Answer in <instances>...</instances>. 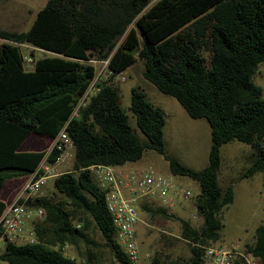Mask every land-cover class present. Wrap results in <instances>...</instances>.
Returning a JSON list of instances; mask_svg holds the SVG:
<instances>
[{
	"label": "trees",
	"instance_id": "trees-1",
	"mask_svg": "<svg viewBox=\"0 0 264 264\" xmlns=\"http://www.w3.org/2000/svg\"><path fill=\"white\" fill-rule=\"evenodd\" d=\"M92 52L96 59L109 57L112 74L96 78ZM137 58L147 81L190 117L209 123L211 146L202 169L166 153L165 116L136 87L129 109L146 139L131 128L112 79ZM261 64L264 0H47L26 30L0 28V188L34 172L45 156L49 163L59 156L56 147L19 150L31 133L53 139L64 128L74 145L72 167L53 178L60 198L26 201L46 212L33 225L37 241L7 242L1 258L7 264H133L115 238L105 192L86 167L136 162L150 149L164 155L171 174L199 183L195 206L202 224L195 227L148 201L140 203V214L179 221L190 253L170 264H203L205 247L220 239L221 211L234 201L233 185L219 180L221 146L239 140L253 149L243 177L264 171V97L254 81ZM8 202L0 199V215ZM65 244L76 256L56 248ZM245 251L264 264V221Z\"/></svg>",
	"mask_w": 264,
	"mask_h": 264
},
{
	"label": "rangeland",
	"instance_id": "rangeland-1",
	"mask_svg": "<svg viewBox=\"0 0 264 264\" xmlns=\"http://www.w3.org/2000/svg\"><path fill=\"white\" fill-rule=\"evenodd\" d=\"M154 1V0H152ZM47 0H0V28L8 30H26L37 10L46 4ZM26 52V63L32 66L33 60ZM35 55L42 51L35 50ZM90 57L98 70L102 65L97 62V53ZM143 62L137 60L123 71L122 75L113 77L112 83L118 88L120 104L128 115V122L141 140L146 136L135 123L129 109L132 88H140L146 98L159 107L165 116L163 128L166 153L180 163L193 168L202 169L208 163V153L211 146V127L205 118L190 117L180 103L172 96L158 90L143 76ZM103 70L99 77H107ZM123 77V78H122ZM254 81L262 89L264 97V65H259ZM50 145L47 147L50 148ZM264 144V141H263ZM221 166L219 180L223 187L231 184L234 188V201L221 211L223 227L220 239L211 246H236L243 250L254 240L255 228L264 221V171L251 177H243L245 169L254 158L253 149L239 140H232L221 146ZM71 164L60 168L70 169ZM125 167L152 168L162 174H170L169 165L163 154L147 149L143 157ZM19 178V177H17ZM53 178L44 185L43 195L60 198L53 187ZM176 180L190 189V196L180 204L168 207V211L189 220L195 227L202 224V217L197 214L195 199L200 191L199 183L188 176H176ZM17 192H15V197ZM154 205V203H152ZM143 222L136 225L137 240L141 255V264H170L171 261L187 258L190 251L188 244L180 237V223L175 219L161 216H150L141 212ZM40 221V220H37ZM100 242L98 234L93 235ZM70 252L76 256L71 245Z\"/></svg>",
	"mask_w": 264,
	"mask_h": 264
},
{
	"label": "built area",
	"instance_id": "built-area-1",
	"mask_svg": "<svg viewBox=\"0 0 264 264\" xmlns=\"http://www.w3.org/2000/svg\"><path fill=\"white\" fill-rule=\"evenodd\" d=\"M91 61H93L91 59ZM109 57L97 60L102 67L96 71V78L104 70L112 74L108 68ZM94 62V61H93ZM123 72L118 75H122ZM123 78V77H122ZM94 90L93 84L81 97L79 104ZM78 106L75 114H78ZM51 147L60 151L53 163L46 156L41 160L37 169L28 174V179L16 193L15 197L6 204L0 215V255L7 242L17 244L34 243L37 241L34 222L44 218L43 207L31 208L26 201L43 195V187L49 178L55 177L69 169L60 170L73 163L74 145L63 129L52 139ZM50 147V148H51ZM49 148V149H50ZM48 149V150H49ZM96 183L105 192V202L115 226V238L122 246L133 264H141V255L136 234V225L143 222L140 214V203L148 201L156 205L171 207L186 200L190 189L176 180L173 174H162L152 168L112 166L92 164L88 167ZM65 255L73 257L69 244L57 246ZM257 264V259L240 250L236 246H206L203 264ZM0 264H7L0 256Z\"/></svg>",
	"mask_w": 264,
	"mask_h": 264
},
{
	"label": "crops",
	"instance_id": "crops-1",
	"mask_svg": "<svg viewBox=\"0 0 264 264\" xmlns=\"http://www.w3.org/2000/svg\"><path fill=\"white\" fill-rule=\"evenodd\" d=\"M52 138L31 133L19 146L21 151H30V150H48L47 147L50 145ZM128 164V163H127ZM126 165V164H124ZM29 175H24L19 178L14 177L7 179L3 186L0 188V199L8 202L12 200L15 192L21 188L24 182L28 179Z\"/></svg>",
	"mask_w": 264,
	"mask_h": 264
}]
</instances>
